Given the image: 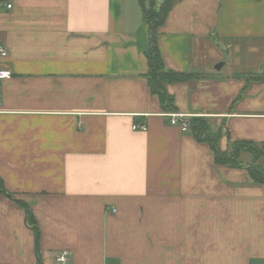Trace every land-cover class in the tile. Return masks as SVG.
I'll use <instances>...</instances> for the list:
<instances>
[{
	"label": "crops",
	"instance_id": "obj_1",
	"mask_svg": "<svg viewBox=\"0 0 264 264\" xmlns=\"http://www.w3.org/2000/svg\"><path fill=\"white\" fill-rule=\"evenodd\" d=\"M159 32L194 76L166 86L174 112L140 0H0V264H264V186L168 116L264 142V0H180Z\"/></svg>",
	"mask_w": 264,
	"mask_h": 264
},
{
	"label": "trees",
	"instance_id": "obj_2",
	"mask_svg": "<svg viewBox=\"0 0 264 264\" xmlns=\"http://www.w3.org/2000/svg\"><path fill=\"white\" fill-rule=\"evenodd\" d=\"M180 0H163L158 5L156 0H140L143 18L148 25L149 47L146 53L148 60V72L146 78L149 87L155 95L160 98L162 106L166 112H174V99L168 93L166 86L173 83H185L193 76L191 73H178L167 71L164 66L160 48L158 45L159 30L162 28L168 15ZM247 81H259V75L247 74ZM189 130L200 143H207L213 153L215 164L226 168H245L250 178L257 185L264 186V142L256 143L252 141L240 140L229 144L226 150L220 147L223 137V126L216 128L207 118L188 119ZM250 156V160L245 162L243 155ZM0 193L12 196L4 188L3 180L0 178ZM26 209L28 216L31 215L27 204L20 202Z\"/></svg>",
	"mask_w": 264,
	"mask_h": 264
},
{
	"label": "built area",
	"instance_id": "obj_3",
	"mask_svg": "<svg viewBox=\"0 0 264 264\" xmlns=\"http://www.w3.org/2000/svg\"><path fill=\"white\" fill-rule=\"evenodd\" d=\"M9 8L11 6H8ZM7 57V50L6 48L0 46V59H4ZM12 77V72L6 68H0V113L2 112V102H3V95H2V86L5 81L9 80ZM171 118V125L178 127L182 132H187L189 130L188 119L185 115L181 113H172L169 114ZM134 130L143 129L145 130V125H135L133 127ZM69 256V252L64 251L57 256V261L60 263H65Z\"/></svg>",
	"mask_w": 264,
	"mask_h": 264
},
{
	"label": "rangeland",
	"instance_id": "obj_4",
	"mask_svg": "<svg viewBox=\"0 0 264 264\" xmlns=\"http://www.w3.org/2000/svg\"><path fill=\"white\" fill-rule=\"evenodd\" d=\"M156 1H158V3H159V4H161V3H162V0H156Z\"/></svg>",
	"mask_w": 264,
	"mask_h": 264
},
{
	"label": "water",
	"instance_id": "obj_5",
	"mask_svg": "<svg viewBox=\"0 0 264 264\" xmlns=\"http://www.w3.org/2000/svg\"><path fill=\"white\" fill-rule=\"evenodd\" d=\"M220 67H221V66H218V67H217V70H219V69H220Z\"/></svg>",
	"mask_w": 264,
	"mask_h": 264
}]
</instances>
